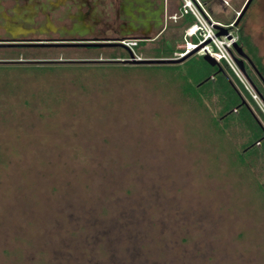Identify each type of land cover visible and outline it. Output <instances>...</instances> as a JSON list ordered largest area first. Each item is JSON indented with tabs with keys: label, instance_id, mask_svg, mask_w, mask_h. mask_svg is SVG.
<instances>
[{
	"label": "rangeland",
	"instance_id": "obj_1",
	"mask_svg": "<svg viewBox=\"0 0 264 264\" xmlns=\"http://www.w3.org/2000/svg\"><path fill=\"white\" fill-rule=\"evenodd\" d=\"M214 2L264 70V0L238 20ZM175 25L164 50L185 46ZM204 46L173 64L0 65V264H264V102Z\"/></svg>",
	"mask_w": 264,
	"mask_h": 264
},
{
	"label": "flooded vegetation",
	"instance_id": "obj_2",
	"mask_svg": "<svg viewBox=\"0 0 264 264\" xmlns=\"http://www.w3.org/2000/svg\"><path fill=\"white\" fill-rule=\"evenodd\" d=\"M69 2L76 5L71 13L67 10ZM81 6L93 10L81 11ZM179 6L180 0H0V49L112 50L104 57H0V65H148L123 62L129 58L123 41L135 40L134 49L156 41L160 45L158 48L163 49L169 42L163 39L164 33L171 22L178 21L171 20L170 16ZM248 65L245 61L246 73ZM213 70L207 79L213 77L216 67Z\"/></svg>",
	"mask_w": 264,
	"mask_h": 264
},
{
	"label": "built area",
	"instance_id": "obj_3",
	"mask_svg": "<svg viewBox=\"0 0 264 264\" xmlns=\"http://www.w3.org/2000/svg\"><path fill=\"white\" fill-rule=\"evenodd\" d=\"M221 1L224 5H228L227 0ZM186 16L191 17V20L186 22L183 28L185 46L182 50L174 52V58L187 54L203 43L205 46L201 51V55L208 54L218 63L223 62L230 70H233L235 68L234 66L237 65L234 60L236 52L233 48V44L238 41L237 36L230 32L234 22L221 23L213 20L200 0H180L178 11L171 15L170 19L177 21ZM215 24L225 28L227 33L224 35H217V29L214 27ZM123 43L133 51L135 40L127 39L124 40ZM133 53L136 58H140L134 51Z\"/></svg>",
	"mask_w": 264,
	"mask_h": 264
},
{
	"label": "water",
	"instance_id": "obj_4",
	"mask_svg": "<svg viewBox=\"0 0 264 264\" xmlns=\"http://www.w3.org/2000/svg\"><path fill=\"white\" fill-rule=\"evenodd\" d=\"M251 0H246L243 7L241 8L240 12L238 13V16L236 17V20H238L240 18V16L245 12V10L247 9L248 5L250 4ZM214 27L217 29V35H224L227 33V30L225 28H223L222 26L215 24ZM120 45V44H119ZM203 45V44H201ZM199 46L196 47L199 48ZM233 48L237 54V56H234V60L238 66V68L240 69V71L243 73V75L245 76V78L247 79V81L250 83L251 87L253 88V90L258 94V96L260 97V99L263 101L262 99V95L257 91L256 87H254L253 82L250 80V78L248 77L247 73L245 72L244 69V62H248V64L253 68V70L256 72V74L259 76V78L261 79V81L264 84V78L263 76L259 73L258 69L256 68V66L254 65L253 60L250 58V56L245 52V50L243 49V47L238 43H234L233 44ZM128 52H129V58L126 60H122L125 63H143V64H173V63H178L180 61H182L185 56L180 57V58H174V57H150V58H136L133 51L128 48ZM203 59L209 63L211 66H217L218 69L216 70V72H223V69L221 68V66L219 65V63L217 61H215L212 57H210L208 54H204L202 55ZM264 102V101H263ZM241 103H244V101L242 100Z\"/></svg>",
	"mask_w": 264,
	"mask_h": 264
},
{
	"label": "crops",
	"instance_id": "obj_5",
	"mask_svg": "<svg viewBox=\"0 0 264 264\" xmlns=\"http://www.w3.org/2000/svg\"><path fill=\"white\" fill-rule=\"evenodd\" d=\"M200 1L203 4V2H207L208 3L209 0H200ZM227 1L229 2L228 5H224L221 0H215L214 4H212V7L210 9L212 10V12L214 14L223 13L224 15H222V14L221 15L224 18H227V17H230V16H228L229 14L231 15V14H234L235 11L241 10V8L243 7V5L245 3L243 0H227ZM68 6H69V8H67V10L70 11L69 13H71V12L76 10L75 9L76 5L74 6L72 3L69 2ZM216 7L219 8V9L215 10ZM81 8H80L81 11H85V10H90L91 11V10H93L92 7L88 8L87 6H85V7L81 6ZM186 18L187 17L179 19L177 22H175L176 23L175 26H183L182 28H184V26L186 25V22H187ZM219 22H221V21H219Z\"/></svg>",
	"mask_w": 264,
	"mask_h": 264
},
{
	"label": "trees",
	"instance_id": "obj_6",
	"mask_svg": "<svg viewBox=\"0 0 264 264\" xmlns=\"http://www.w3.org/2000/svg\"><path fill=\"white\" fill-rule=\"evenodd\" d=\"M187 18H186V21L187 22H189L190 20H191V17H189V16H186ZM242 47H243V49H244V44H243V41H242V39L241 38H239V40L237 41ZM164 49H166V48H163V49H161V50H159V49H157L158 51L157 52H160V53H158V54H156L155 56H153V57H171L172 56V54H173V52H176V51H178V50H175V48L172 46V47H168L167 48V50H164ZM245 50V49H244ZM156 52V53H157ZM247 53V52H246ZM251 58V57H250ZM252 59V58H251ZM253 60V59H252ZM253 62H254V60H253ZM254 65L256 66V68L258 69V71H259V73L263 76V78H264V70H263V68L262 67H258V65H256V63L254 62ZM214 71V70H213ZM254 71V70H253ZM247 75L249 76V74L247 73ZM258 76V75H257ZM250 77V76H249ZM259 77V76H258ZM260 79V78H259ZM261 80V79H260ZM223 81V80H222ZM227 82V81H226ZM262 82V81H261ZM228 83V82H227ZM253 84H254V82H253ZM262 84H263V82H262ZM264 85V84H263ZM257 87V86H256ZM257 90H258V92L259 93H261V91L258 89V87H257ZM261 95H262V99H263V101H264V95L261 93ZM235 96H236V94H235ZM233 103L234 104H237V105H240L241 103H240V101H239V99H238V97L236 96L234 99H233Z\"/></svg>",
	"mask_w": 264,
	"mask_h": 264
},
{
	"label": "bare ground",
	"instance_id": "obj_7",
	"mask_svg": "<svg viewBox=\"0 0 264 264\" xmlns=\"http://www.w3.org/2000/svg\"><path fill=\"white\" fill-rule=\"evenodd\" d=\"M194 49H195V48H194ZM189 52H191V51H189ZM189 52H188V53H189Z\"/></svg>",
	"mask_w": 264,
	"mask_h": 264
}]
</instances>
